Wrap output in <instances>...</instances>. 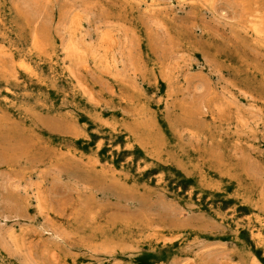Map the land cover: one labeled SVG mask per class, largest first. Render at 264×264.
<instances>
[{
    "label": "rangeland",
    "instance_id": "rangeland-1",
    "mask_svg": "<svg viewBox=\"0 0 264 264\" xmlns=\"http://www.w3.org/2000/svg\"><path fill=\"white\" fill-rule=\"evenodd\" d=\"M0 264H264V0H0Z\"/></svg>",
    "mask_w": 264,
    "mask_h": 264
}]
</instances>
